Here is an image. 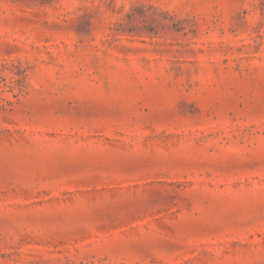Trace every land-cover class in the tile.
I'll return each mask as SVG.
<instances>
[{"label":"rangeland","instance_id":"374dc122","mask_svg":"<svg viewBox=\"0 0 264 264\" xmlns=\"http://www.w3.org/2000/svg\"><path fill=\"white\" fill-rule=\"evenodd\" d=\"M0 264H264V0H0Z\"/></svg>","mask_w":264,"mask_h":264}]
</instances>
